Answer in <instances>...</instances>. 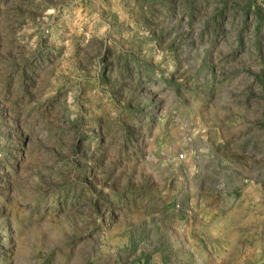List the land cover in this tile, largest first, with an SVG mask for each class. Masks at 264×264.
<instances>
[{"label": "rangeland", "instance_id": "rangeland-1", "mask_svg": "<svg viewBox=\"0 0 264 264\" xmlns=\"http://www.w3.org/2000/svg\"><path fill=\"white\" fill-rule=\"evenodd\" d=\"M0 264H264V0H0Z\"/></svg>", "mask_w": 264, "mask_h": 264}]
</instances>
